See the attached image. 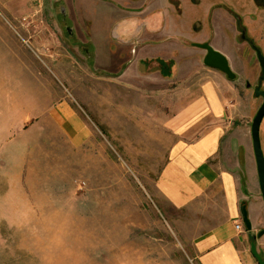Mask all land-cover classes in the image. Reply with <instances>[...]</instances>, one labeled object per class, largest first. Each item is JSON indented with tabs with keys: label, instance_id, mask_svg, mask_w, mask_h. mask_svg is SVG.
I'll list each match as a JSON object with an SVG mask.
<instances>
[{
	"label": "rangeland",
	"instance_id": "1",
	"mask_svg": "<svg viewBox=\"0 0 264 264\" xmlns=\"http://www.w3.org/2000/svg\"><path fill=\"white\" fill-rule=\"evenodd\" d=\"M69 29L65 0H0V58L10 54L12 46L4 44L17 41L45 69L57 60L64 63L70 79L56 83L91 127L79 145L50 120L9 129V121L1 119L8 92L2 84L12 65L0 63V264H148L155 250L163 260L169 252L178 257L205 225L164 210L156 196L155 182L173 140L164 127L170 109L163 103L171 84L156 79V104L148 110L140 88L91 68L87 43L68 35ZM238 30L239 46L228 62L235 78L220 74L229 104L221 157L235 167L259 231L264 203L250 124L262 102L254 87L264 90L256 55V50L264 55V18L247 21L249 36ZM259 135L264 155V116Z\"/></svg>",
	"mask_w": 264,
	"mask_h": 264
},
{
	"label": "crops",
	"instance_id": "2",
	"mask_svg": "<svg viewBox=\"0 0 264 264\" xmlns=\"http://www.w3.org/2000/svg\"><path fill=\"white\" fill-rule=\"evenodd\" d=\"M65 3L72 33L87 43L89 64L99 75L140 88L141 101L148 104V110L156 104V79L171 84L170 97L166 95L163 103L170 109L164 127L173 140L155 182L156 196L164 210L181 212L179 216L198 222L200 218L205 226L189 237L186 250L181 249L178 257L169 252L168 256L163 254V260L161 252L155 250L156 257L148 259V264H258L250 243L254 239L257 251L264 254V234L254 236L253 207L243 200L235 167L221 157L229 115L223 72L204 65L205 50L193 43L208 42L229 62L239 46L237 20L247 26L249 20L264 18V5L255 0ZM4 46L13 49L5 59L0 58V63L12 65L10 70L7 65V83L2 84L8 87L3 101L5 115L1 117L9 121L5 126L18 128L26 121L50 120L73 144L83 143L91 135V127L56 83V79H70L69 68L57 60L45 69L27 50L18 48L21 44L17 41L14 46L12 41ZM242 201L250 231L241 219ZM235 223L243 230L235 229ZM160 227L169 239L168 229Z\"/></svg>",
	"mask_w": 264,
	"mask_h": 264
},
{
	"label": "water",
	"instance_id": "3",
	"mask_svg": "<svg viewBox=\"0 0 264 264\" xmlns=\"http://www.w3.org/2000/svg\"><path fill=\"white\" fill-rule=\"evenodd\" d=\"M68 32L69 34H71L72 30L69 29ZM193 45L205 50V54L202 60L204 65L218 69L219 71L223 72L229 79L235 78V74L231 70L227 58L222 53L212 48L208 42L193 43ZM256 55L261 68L262 75H264V55L261 53L260 50H256ZM254 95L260 96L262 98V102L251 120L250 137H251V144H252V150L255 161L258 186H259L261 198L264 203V155L262 152L260 135H259L260 124L264 116V90H262L260 86L257 85L254 87ZM240 215L245 229L247 231H250L252 226L248 218L246 203L244 201H242L240 204ZM263 234H264V228L257 231L255 237H260ZM250 249L254 257L256 258L258 264H264V258L257 251L256 244L254 241L250 243Z\"/></svg>",
	"mask_w": 264,
	"mask_h": 264
},
{
	"label": "flooded vegetation",
	"instance_id": "4",
	"mask_svg": "<svg viewBox=\"0 0 264 264\" xmlns=\"http://www.w3.org/2000/svg\"><path fill=\"white\" fill-rule=\"evenodd\" d=\"M256 2H257V4L258 5H262V4H259L260 2H264V0H255ZM238 27L240 28V29H243V32H245V36H247L248 34H247V31H246V26L245 25H243L242 23L240 24V22H239V25H238ZM249 36V35H248ZM246 38V37H245Z\"/></svg>",
	"mask_w": 264,
	"mask_h": 264
},
{
	"label": "built area",
	"instance_id": "5",
	"mask_svg": "<svg viewBox=\"0 0 264 264\" xmlns=\"http://www.w3.org/2000/svg\"><path fill=\"white\" fill-rule=\"evenodd\" d=\"M235 229L237 230H243V227L240 223H235Z\"/></svg>",
	"mask_w": 264,
	"mask_h": 264
}]
</instances>
